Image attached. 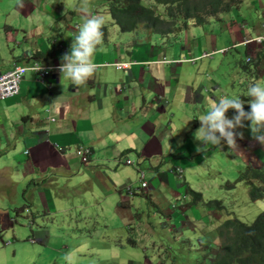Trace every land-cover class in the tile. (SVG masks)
Listing matches in <instances>:
<instances>
[{"label": "rangeland", "instance_id": "rangeland-1", "mask_svg": "<svg viewBox=\"0 0 264 264\" xmlns=\"http://www.w3.org/2000/svg\"><path fill=\"white\" fill-rule=\"evenodd\" d=\"M108 1L90 0V14L103 15L106 21H110V15L104 13L103 6ZM31 2L34 7L30 12L31 14L34 12L35 15L40 14V9L46 6L45 2L50 7L62 5L65 9L79 11V15H82L83 18L85 15L79 7L81 0H36V2L31 0ZM239 2L237 7L219 13L218 18L208 19L205 24L208 34H200L202 25L194 26L190 21H187L188 27L180 28L173 34H157L151 31L148 33L150 40H141L139 44L135 45L138 47L145 42H156L165 48L166 45L174 42L176 37H179L186 46L188 44L194 46L195 41L209 45L208 36L211 35L213 37L212 48L205 50L222 48L225 51H214L211 56L195 61L197 63L194 72L199 78L195 88H198L197 91L202 94L203 100L197 103V108L194 104H190L192 112L181 115L186 120V124L182 129L178 126L174 132L178 152L174 155L163 156L164 162L161 161L162 156L158 157L154 164L153 159H143L144 186H141V181L133 166L130 164L125 166L133 169L136 176L133 188L137 194L132 196H136L139 201L135 202L134 207L115 200L116 196L112 194L110 188L108 193L101 195L94 189V178L87 173L80 184L76 181L75 186L72 187H64L65 182L53 181L50 182L51 187L62 188H51L50 193L44 194L43 186H41L40 189L43 193L41 200H44L45 206L43 209L34 198L36 186L33 183L37 177L31 172L21 171L20 158L17 162L14 158L13 142L10 146H2L0 149V235L4 240L9 238L14 241L13 238H20L24 241L19 243L20 249L17 251V257L29 252L34 255L35 249L42 247L38 242L28 241L27 237L33 235L43 237L46 241V247L41 253L33 256V261L35 258L36 262L41 264H68L69 262L72 264H100L99 261L110 257L112 260H121V258L127 257L138 258L137 264H140V261L142 262L141 255L144 256L141 246L124 244L123 247L113 250L114 245L108 244L107 241V235L111 229L114 233L122 231L130 236L131 233L129 234L127 227L131 226L137 233V236L131 235V237L136 240L138 245L145 246L146 254L152 264H212L213 257L209 253H216L223 240L221 241L213 235L207 237L208 242L205 243L200 234L206 231L201 230L197 224L195 229L175 228L171 222L172 218L169 220L162 215L169 211L171 214L174 213L173 217H177L179 213L178 207H171L176 201L167 196L166 190L173 191L176 194V200L181 199L177 200L178 202L184 200L182 194L187 187L200 193L202 199L194 201L197 203L196 218L209 225L210 215L204 216L202 211L205 207L210 210L213 207L215 212L212 213H216L214 217L217 220L215 232L225 220L235 217L244 223H249L258 212L264 209V198L251 201L248 197L247 186L243 182L236 181V177L244 165L264 168V145L253 138L248 127L250 122L244 121L245 126L235 130L242 133V137H236V146L232 148L222 141L221 144H213L210 148L201 151L202 146L198 145L199 140L196 139V136H192L198 133L196 132L200 127L198 118L207 113L213 101L239 96L245 101L244 108L247 111L250 100V97L247 96L248 86L253 82L264 83V42L252 43L249 49L240 44L232 45L240 39L241 32H249L252 36L264 35V0H240ZM143 5L157 6L155 8L157 13L162 10L161 5L155 4L151 0H143ZM18 9L19 5H15L14 0H0V27H4L5 23H10L16 24L18 28L16 20L21 21L22 19H15L13 15V11ZM83 18L75 15L72 21L68 20L67 28H64L62 33L56 36L57 41H63V43L70 41L72 33L69 27L73 22H77L81 26ZM141 26L145 28L143 25ZM191 28L198 32L192 31ZM136 29L133 30L134 33L119 31L116 25L109 23L106 38L110 43L113 41L130 42L131 37L137 38L139 35L136 33ZM28 42L34 44L32 38H29ZM109 42L105 43L109 44ZM24 48V43L14 46L12 54H20ZM111 52L109 49L108 55ZM185 55L190 57L194 56V53L186 50ZM54 57H56L55 54ZM245 57H249L248 60ZM3 100L7 101L10 98ZM182 100L186 101L185 96ZM233 115H228V117L231 118ZM166 119L169 122L173 120L172 116H168ZM134 155L136 154L134 153ZM77 158L80 168H82L81 165H86L89 160L78 154ZM169 161L177 163L181 167L180 176L176 172H171V176L166 173ZM23 163L28 168L33 166L30 159ZM157 163H160L158 168L164 172L162 186L167 189H163L159 185L158 178L151 175V172L154 171L151 166L157 165ZM81 176L82 174H80V178ZM167 177H170L171 184L168 183ZM140 186L141 188H139ZM115 191V194L118 195L119 191L117 189ZM120 194L123 198L130 196L126 191L120 192ZM209 200H220L223 207H218L215 204L211 207L207 203ZM106 203L111 206L106 211H102L101 205ZM189 218L192 217L189 216ZM190 222L194 223L192 220ZM104 223L107 224V227H104ZM127 223H131V225H127ZM174 225L179 227V224L174 223ZM207 232L208 236L212 234L210 227ZM149 234L150 240L143 239ZM4 247L2 251L8 253L9 247ZM10 257L11 254H8L7 260H10ZM123 263L127 264L128 261L125 259Z\"/></svg>", "mask_w": 264, "mask_h": 264}, {"label": "crops", "instance_id": "crops-1", "mask_svg": "<svg viewBox=\"0 0 264 264\" xmlns=\"http://www.w3.org/2000/svg\"><path fill=\"white\" fill-rule=\"evenodd\" d=\"M32 1L36 2V0ZM14 2L15 5H19V9L14 10L13 15L15 19L22 20H16L18 28L16 24L10 23L0 27V53H2L0 71L8 69L14 61L25 60L30 52L36 49L49 53L45 58L48 63H61L62 56L69 53L71 47L69 41L60 43L56 36L67 28L69 24L67 21H72L75 15L82 18L79 11L68 13V9L62 5L50 7L45 2L46 6L40 9V14L35 15L34 12L32 14L30 12L34 7L31 0H14ZM205 24L199 31L202 35L208 34ZM141 25L139 24L136 29L138 37H131L130 42L110 43L106 38L107 35L103 38V43L97 46L92 57V62L99 65L95 74L85 84L77 86L64 73L55 69L49 72V77L44 82H39L31 70H26L20 81L18 94L10 100H0V149L2 146H10L13 142L14 158L16 162L20 158L21 171L31 172L37 177L33 183L36 186L34 198L43 209L45 206L44 200H41L43 197L41 186L44 194L50 193L52 189L62 188L51 187L50 182L53 181L65 182L64 187H72L75 186L76 181L80 184L87 173L94 178V189L101 195L108 193L110 188L112 194L116 196L115 200L134 207L135 202L139 201L136 196L123 198L120 194V189L125 184H133L136 180L133 169L125 167L128 164L123 158L137 160L138 168L133 164L130 165L138 175V171L143 168V159H153L154 164L158 157L162 156L161 161L164 162L163 156L178 152L174 132L178 126L182 129L186 124V120L181 115L192 112L190 104H194L197 108V103L203 100L202 94L197 91L198 88H195L199 81L197 73L194 72L197 62H167L160 61V57L163 54L167 58H177L185 55L186 50L198 55L201 47L202 51L212 48L213 37L208 36L210 46L198 41H195L194 46L191 44L186 46L179 37H176L175 41L165 48L156 42H145L142 46L136 47L139 41L150 40L148 34L150 30L142 28ZM191 29L198 32L194 28ZM242 37H252V35L249 32H241L240 39L235 43L240 42ZM29 38L33 39L34 44L28 42ZM22 43L25 44L22 52L12 54L13 47ZM54 43L57 46L55 51ZM67 45L69 50L65 52L63 50ZM60 47H63V50ZM250 47L251 44L247 46ZM109 49L112 52L108 55ZM105 56L107 58H104ZM105 61L109 63L100 64ZM115 61H124L125 67L115 68L111 64ZM184 96L186 101L182 100ZM168 116H172L173 120L166 121ZM198 135L195 133L192 136ZM198 145H201V151H204L213 144H203L199 141ZM78 146L86 147L89 152L87 157L89 160L86 165H81L82 168L75 152ZM28 159L33 165L29 168L23 163ZM167 163L169 167L166 173L171 176V172H175L173 165L177 163L170 161ZM159 164L151 166L154 168L151 175L157 177L159 185L162 186L164 172L158 168ZM80 174H82L81 178ZM167 181L171 184L170 177H167ZM162 188L167 189L163 186ZM187 188L182 194L184 200L180 202L177 200L181 199L176 200L173 191L166 190L167 196L176 201L171 207H178L179 213L177 217H173L174 213L171 214L169 211L162 215L169 220L172 218V225L177 229L182 227L184 230L195 229L196 224L199 225L201 230L206 231L200 235L207 243V237H212V235L208 236L207 229L210 227V230L214 231L217 222L214 217L216 213H212L215 210L213 207L211 210L205 207L202 211L204 216L210 215L209 225L197 219L195 210L197 203H190L191 198ZM116 189L119 191L118 195L115 194ZM110 206L109 203L101 205V210L106 211ZM178 221L182 222L177 223ZM174 223L179 224V227ZM104 227H107V224ZM127 230L129 234L137 236L136 230L131 226H128ZM131 235L128 236L122 231L114 233L111 229L107 241L108 244L114 245L113 250L123 247L124 244L141 246L144 256L141 255L140 264H152L144 245H138L136 242L133 245L126 243L127 238L133 239ZM150 238L149 234L143 239L150 240ZM13 239L14 241L9 238L4 240L0 235V264H41L36 262L35 258L33 261V256L41 253L46 247L43 237H35V242L40 243L42 247H37L34 255L29 252L19 257H17L19 243L24 241L20 238ZM4 246L9 247L8 253L2 251ZM8 254H11L10 260H7ZM67 258L69 259V256ZM110 258H104V261L99 262L124 264L123 260L126 259L127 264H137L139 261L138 258L127 257L121 260L115 259L116 261Z\"/></svg>", "mask_w": 264, "mask_h": 264}, {"label": "trees", "instance_id": "trees-1", "mask_svg": "<svg viewBox=\"0 0 264 264\" xmlns=\"http://www.w3.org/2000/svg\"><path fill=\"white\" fill-rule=\"evenodd\" d=\"M151 1L163 6L161 15L153 9L155 5L145 6L143 0H109L106 9L111 20L106 21L104 25V37L107 35L109 23L116 25L120 31H133L141 23L153 33L173 34L180 28H184L187 21L194 25L205 24L209 18H214L219 13L236 7L240 0ZM77 35L72 33L69 41L70 47ZM48 54L38 49L32 50L25 60L33 57L46 60ZM229 114H234V110L229 109L227 115ZM236 181L243 182L247 186L248 197L251 201L264 198V168L244 165ZM129 185L132 188V194H137L133 184ZM188 192L191 198L190 203H194L196 199H202L200 193L190 189ZM207 203L211 207L213 204L223 207L220 200H209ZM218 228L216 232L211 231V235L223 241L220 247L218 245L216 253H209L213 257L212 264H264V209L258 212L249 223L233 217L225 220ZM135 242V239L129 238L126 241L132 245Z\"/></svg>", "mask_w": 264, "mask_h": 264}, {"label": "clouds", "instance_id": "clouds-1", "mask_svg": "<svg viewBox=\"0 0 264 264\" xmlns=\"http://www.w3.org/2000/svg\"><path fill=\"white\" fill-rule=\"evenodd\" d=\"M89 3L90 0H81L79 7L81 11L85 13L84 18L82 17L83 23L80 26L77 22H73L72 25L69 27V30L72 33H76L78 35L75 38V42L72 43L71 45L70 52L62 56L61 63L60 62L48 63L46 60H42L39 57H33L28 60L14 61L12 62V64L15 63L25 64L31 62L32 60H38L42 64L59 65V68L53 67L49 69L47 77H49V72L55 69L56 71H60L61 73H64L73 84L77 86L85 84L95 74L96 68L99 65L98 63L92 62V57L94 52L96 51L97 46L103 43V38H104L103 28L106 23L105 17L103 15L90 14ZM103 6H104V13L109 15L106 9V4H104ZM155 8H157V6L153 8L156 11ZM69 12L71 13L75 11L72 9H68V13ZM162 12H163V6L159 14L161 15ZM217 16L218 15H216L214 18H216ZM256 38H261V40L257 41ZM263 42H264V35L261 36L256 35L252 37H242L240 42L233 43L232 45L240 44V45H244L247 48L249 44L252 43L257 44ZM54 47H55L54 51L57 50V46L55 45V43H54ZM60 49L63 50V47H60ZM68 50H69V45H67V47L63 51L67 52ZM214 51L224 52L225 49L220 48L218 50L213 49L211 51H201L198 53V55H194L190 57L186 55H182L177 58H167L162 54L160 57V61L194 62L199 58L206 57V56H200L203 52H211L212 55ZM189 58H195V60L190 61ZM245 58L246 60H248L249 57H245ZM116 62L124 63V61H115V62H111V64L115 66ZM108 63L109 62L105 61L100 64H108ZM123 67H125V63ZM115 68L117 67L115 66ZM40 69L41 66L35 69V71H39ZM26 70H31V69H26ZM31 71L35 74L36 77V73L33 70ZM247 96L250 97V100L248 101L249 109L247 111L244 108L245 101H243L239 96H233L231 98L225 97L219 99V101H213L207 113L201 116L200 118H198L200 121V127L196 131L199 133V135L196 136V139L201 141L203 144L211 143L214 145L221 144V142L223 141L229 146V148H232L236 146V137L237 136L242 137V133H238L235 130L237 128H243L245 126L244 121H249L250 124L248 125V127L250 128L253 138L256 139L260 144L264 145V83H257V82L251 83L247 88ZM229 109L234 110V115L231 118H229L227 115ZM131 160H133L138 165L137 160L134 159ZM174 166L180 167L179 165H173V167ZM177 174L180 176V173ZM126 186L127 185H124L122 189H120V191L121 192L126 191L127 195H133L132 192L129 193L125 189ZM28 237H33L34 241L36 240L33 235H29Z\"/></svg>", "mask_w": 264, "mask_h": 264}, {"label": "built area", "instance_id": "built-area-1", "mask_svg": "<svg viewBox=\"0 0 264 264\" xmlns=\"http://www.w3.org/2000/svg\"><path fill=\"white\" fill-rule=\"evenodd\" d=\"M257 41H260L261 38H256ZM211 52H203L200 56H210ZM190 61H194L195 58H189ZM41 66V69L39 71H35V69L39 68ZM115 66L117 68L123 67L124 63L122 62H116ZM53 67H58L59 65H47L42 64L38 60H32L31 62L25 63V64H19L15 63L12 64V66L4 71H0V99L5 98H11L18 94L19 91V85L20 81L22 79L23 73L26 69H31L36 73V80L39 82H44L47 78L49 69ZM75 152L78 155H81L87 159L88 157V149L83 146H78L75 150ZM123 160L127 164H133L136 168L139 166L131 160L129 157H124ZM180 167L175 166L174 171L176 173H180ZM139 174V180L141 181V186L145 185V182H143V178L145 176L144 171L140 169L138 171ZM125 189L131 193V186L127 185ZM29 241H34L33 237H28Z\"/></svg>", "mask_w": 264, "mask_h": 264}]
</instances>
